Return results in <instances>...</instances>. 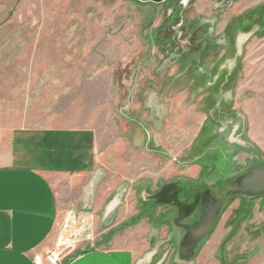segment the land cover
Listing matches in <instances>:
<instances>
[{
	"label": "rangeland",
	"instance_id": "obj_1",
	"mask_svg": "<svg viewBox=\"0 0 264 264\" xmlns=\"http://www.w3.org/2000/svg\"><path fill=\"white\" fill-rule=\"evenodd\" d=\"M57 130L90 156L45 169L44 261L91 247L72 212L135 264H264V0H0V165Z\"/></svg>",
	"mask_w": 264,
	"mask_h": 264
},
{
	"label": "crops",
	"instance_id": "obj_2",
	"mask_svg": "<svg viewBox=\"0 0 264 264\" xmlns=\"http://www.w3.org/2000/svg\"><path fill=\"white\" fill-rule=\"evenodd\" d=\"M41 133L40 140V135H35V140L39 141L32 146L36 149L29 163L0 165V264H50L44 261V253L51 247L47 242L54 230L58 210L45 169L64 175L80 171L86 167L90 156L89 133L80 135L58 130ZM69 214L66 221H76L79 217L82 226L76 243L81 246L89 243L91 247L57 264L136 263L138 255L132 248L121 245L114 238L105 241L93 234L92 217L76 214L71 217Z\"/></svg>",
	"mask_w": 264,
	"mask_h": 264
},
{
	"label": "water",
	"instance_id": "obj_3",
	"mask_svg": "<svg viewBox=\"0 0 264 264\" xmlns=\"http://www.w3.org/2000/svg\"><path fill=\"white\" fill-rule=\"evenodd\" d=\"M140 2H152V3H160L163 2L164 0H137Z\"/></svg>",
	"mask_w": 264,
	"mask_h": 264
},
{
	"label": "built area",
	"instance_id": "obj_4",
	"mask_svg": "<svg viewBox=\"0 0 264 264\" xmlns=\"http://www.w3.org/2000/svg\"><path fill=\"white\" fill-rule=\"evenodd\" d=\"M56 256L54 254H52V256H49V261H51L52 263H58V261L56 260Z\"/></svg>",
	"mask_w": 264,
	"mask_h": 264
},
{
	"label": "flooded vegetation",
	"instance_id": "obj_5",
	"mask_svg": "<svg viewBox=\"0 0 264 264\" xmlns=\"http://www.w3.org/2000/svg\"><path fill=\"white\" fill-rule=\"evenodd\" d=\"M166 0H164L163 2H165Z\"/></svg>",
	"mask_w": 264,
	"mask_h": 264
}]
</instances>
